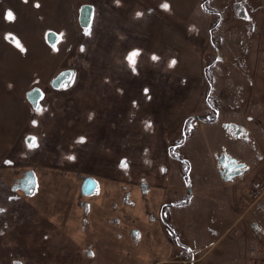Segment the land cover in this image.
Segmentation results:
<instances>
[{"label":"rangeland","instance_id":"1","mask_svg":"<svg viewBox=\"0 0 264 264\" xmlns=\"http://www.w3.org/2000/svg\"><path fill=\"white\" fill-rule=\"evenodd\" d=\"M0 209V264H264V0H0Z\"/></svg>","mask_w":264,"mask_h":264},{"label":"water","instance_id":"2","mask_svg":"<svg viewBox=\"0 0 264 264\" xmlns=\"http://www.w3.org/2000/svg\"><path fill=\"white\" fill-rule=\"evenodd\" d=\"M238 131H239V128H236V132ZM226 159L222 155L219 156L218 158L220 166H222V169H220L219 172L225 179L235 174H238L243 170L244 165L242 163L240 162L232 163L233 160H231L230 158H228L229 162L227 161L228 163H226ZM84 187L86 188V190L91 189L92 184L89 179L85 181Z\"/></svg>","mask_w":264,"mask_h":264},{"label":"flooded vegetation","instance_id":"3","mask_svg":"<svg viewBox=\"0 0 264 264\" xmlns=\"http://www.w3.org/2000/svg\"><path fill=\"white\" fill-rule=\"evenodd\" d=\"M92 10L91 7L87 4H84L80 7L79 9V15H78V19L80 20V22L84 25L86 23V21L89 19V16L91 14ZM58 82L55 79L53 82V85H56ZM24 98L23 101L31 106L32 103L40 96V93L37 89H33L29 94L25 91L24 92ZM229 158V157H228ZM228 158L226 159V163L229 162ZM228 161V162H227ZM232 163H235L234 161H232ZM231 166V165H230ZM87 180V179H86ZM91 182V181H90Z\"/></svg>","mask_w":264,"mask_h":264},{"label":"snow or ice","instance_id":"4","mask_svg":"<svg viewBox=\"0 0 264 264\" xmlns=\"http://www.w3.org/2000/svg\"><path fill=\"white\" fill-rule=\"evenodd\" d=\"M25 2H26V0H25ZM163 7H167V5H163ZM137 15H140V13H137ZM6 19L8 20V21H12V20H14V15H13V13L9 10L7 13H6ZM138 53H135V52H133V53H131L130 55H129V62L130 63H134V57L137 55ZM153 59L155 60V59H157V57H155V56H153ZM173 63H175L174 61H173ZM147 89H145V93L147 94ZM39 110V109H38ZM83 141V138H81V142ZM36 145H35V142H34V139H33V142L31 143V144H29V147H35ZM69 159H73V157H69ZM123 166H126V164L125 165H123ZM0 211H3V209H0Z\"/></svg>","mask_w":264,"mask_h":264},{"label":"bare ground","instance_id":"5","mask_svg":"<svg viewBox=\"0 0 264 264\" xmlns=\"http://www.w3.org/2000/svg\"><path fill=\"white\" fill-rule=\"evenodd\" d=\"M25 44V43H24ZM137 191L135 190L134 191V194L136 193ZM134 194H133V192H132V196H134ZM135 198V197H134ZM135 200H136V198H135ZM91 213L89 214V216L93 213V215H95L94 214V208H92L91 209V211H90ZM98 213H100V214H102L103 212H101V211H99ZM55 218L57 219V216L55 215ZM89 226H91V223L89 224ZM43 250H41V252L39 253V254H43V252L44 251H46L45 250V246L42 248ZM58 253H60V251H57L56 253L55 252H51V254H57L58 255Z\"/></svg>","mask_w":264,"mask_h":264},{"label":"crops","instance_id":"6","mask_svg":"<svg viewBox=\"0 0 264 264\" xmlns=\"http://www.w3.org/2000/svg\"><path fill=\"white\" fill-rule=\"evenodd\" d=\"M23 98H24V95H23ZM240 125H241V124H240ZM241 126H242V129H243L244 131L251 133V131H250L251 129L248 127V125L242 124ZM236 158H239L240 161H244V158L239 157V155H236ZM244 162H245V161H244ZM246 168H247V163L245 162L243 171H244Z\"/></svg>","mask_w":264,"mask_h":264},{"label":"built area","instance_id":"7","mask_svg":"<svg viewBox=\"0 0 264 264\" xmlns=\"http://www.w3.org/2000/svg\"><path fill=\"white\" fill-rule=\"evenodd\" d=\"M259 186H261V185H260V182H259V184H258L256 187H254V188H255V189H253V193H254V194H256V192L258 191L257 188H258Z\"/></svg>","mask_w":264,"mask_h":264}]
</instances>
